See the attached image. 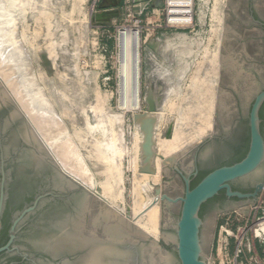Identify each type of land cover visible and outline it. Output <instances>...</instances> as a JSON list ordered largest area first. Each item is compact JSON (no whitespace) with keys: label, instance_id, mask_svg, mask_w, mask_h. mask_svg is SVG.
I'll return each mask as SVG.
<instances>
[{"label":"rangeland","instance_id":"rangeland-1","mask_svg":"<svg viewBox=\"0 0 264 264\" xmlns=\"http://www.w3.org/2000/svg\"><path fill=\"white\" fill-rule=\"evenodd\" d=\"M156 1L0 0V71L8 72L15 94L22 104L28 105L27 112H36L33 115L39 114V117L37 115L35 118H51L59 124L58 128L46 123L43 129L39 127L44 130L43 133L38 129L36 134L43 144H50V148L55 146L53 148L59 154L70 159L77 155L89 169L94 186V182L103 180L100 173L104 163H108L111 170H116L111 166L115 156V163L122 173L124 200L121 206L130 215L125 211L124 214L130 217L138 210L139 215L134 213V218L141 215L144 206L148 207V204L144 205L148 199L152 203L158 196L157 191L162 188V173L166 168L164 163L168 158L178 157L184 149L188 150L184 154L187 157L203 144L196 143L197 131L204 121H213L221 68L219 50L222 42L216 56L218 35L214 30L217 22L212 18V10L218 1L221 10H215V13L221 16L223 27V10L234 5L232 0H191L192 7L188 11L190 18L189 14L173 17L170 0H162L161 6ZM260 3L264 8V0H260ZM105 10H116L118 13L107 23L93 22L95 16ZM173 19L176 20L173 22ZM8 22L15 24L12 28L15 32L11 31L10 34L19 43H14L19 49L15 50V57L10 55V43H6L9 33L4 30V24H10ZM8 41H11L10 37ZM126 73L129 83L124 77ZM133 79L138 88L136 108L122 107L124 89L132 88ZM1 85L4 87L3 83ZM146 125V128L143 127ZM212 132L205 136H212ZM174 137L178 140L175 144L179 148L172 156L160 158L157 167L152 162L154 153H161L160 145ZM67 141L74 145L69 146ZM105 141L111 153L107 157H100L96 149ZM73 147L78 154L73 152ZM243 147L244 144L239 152L225 159L228 161L236 157ZM213 148V144L203 147L202 156L209 154ZM69 155H73L72 158ZM260 173L264 175V164ZM95 189L94 196L102 200V193ZM137 194L144 202L141 203L139 198V205H144H137L142 208H139L140 211L134 209ZM257 203H262L264 210L263 196ZM251 207L252 204L241 201L216 210L205 218L200 240L202 259L206 264H234L231 249L225 255L217 252L222 238L220 232L230 229L236 233L238 223L233 219L234 215H229L234 211L243 214L244 219L248 218V226L254 224L251 234L255 235L252 238L248 233L247 238L258 258L248 264H264V233L254 232L263 221L259 219L262 217L261 210L253 219ZM229 216L232 217L226 226L225 220ZM164 225L169 248L167 255L172 260L170 263L177 264L176 221ZM244 244L247 247L245 241Z\"/></svg>","mask_w":264,"mask_h":264},{"label":"flooded vegetation","instance_id":"flooded-vegetation-1","mask_svg":"<svg viewBox=\"0 0 264 264\" xmlns=\"http://www.w3.org/2000/svg\"><path fill=\"white\" fill-rule=\"evenodd\" d=\"M232 1L234 5L223 10V25L227 29L220 48L223 58L215 97L214 130L210 139L193 154L185 157L184 152L164 163L159 191L171 202L166 199L159 202L156 242L150 237L140 238L134 222L128 218H124L125 227L137 236L122 244L112 242L107 233L118 226L117 218L121 216L94 196L96 189L81 159L71 163L54 149L52 154L49 152L60 169L79 185L64 176L46 153L40 151L27 135L24 118L0 88V264H87L92 253L104 246L128 251L127 264H159L157 254H168L164 223L179 219L178 198L184 196L186 189L183 178H188L191 190L205 172L238 162L239 154L228 161L225 158L239 152L245 142L248 149L250 112L256 97L264 91V8L260 0ZM258 118L264 141V100ZM208 144L214 148L202 156L201 149ZM263 164L255 173L232 181V191L251 195L262 185L256 202L264 198V175L260 173ZM210 200L199 215L202 223L216 210L241 201L253 202L251 197L228 198L224 191ZM105 215L109 219L104 220Z\"/></svg>","mask_w":264,"mask_h":264},{"label":"bare ground","instance_id":"bare-ground-1","mask_svg":"<svg viewBox=\"0 0 264 264\" xmlns=\"http://www.w3.org/2000/svg\"><path fill=\"white\" fill-rule=\"evenodd\" d=\"M216 1V0H215ZM224 4V3H223ZM169 6H170V10H171V12H172V16L174 17V16H176V15H185V16H187L188 14H189V9L191 10V7H192V1L191 0H170L169 1ZM216 7V8H215ZM215 10H221V4H219V2L218 1H216V4H215V6H214V9L212 10V18L213 19H216V22H217V25L215 26V27H217L214 31L217 33V35H218V39H217V44H216V56H217V51L219 50V48H220V42L221 41H224V40H222V39H224L225 37H224V35H226V34H224V32H225V28L226 27H222V23H220L221 21H222V18H221V16H219L218 14H216L215 13ZM4 12V11H3ZM12 13V12H11ZM1 14V13H0ZM4 14V13H3ZM217 16V18H216V16ZM6 15V14H5ZM7 16V15H6ZM214 16H215V18H214ZM181 17V16H180ZM189 17H190V14H189ZM171 18V17H170ZM177 18V17H176ZM187 18V17H186ZM191 18V17H190ZM20 19V18H19ZM179 19V18H178ZM177 19V20H178ZM184 19V18H183ZM183 19H181V20H183ZM189 18H187V20H188ZM176 20V19H175ZM174 19L172 20L173 22L175 21ZM180 20V21H181ZM191 20V19H190ZM179 21V20H178ZM10 22H12V21H10ZM10 22H8V23H10ZM183 22H185L184 20H183ZM189 22V21H188ZM5 23H7L6 21H5ZM185 23H187V22H185ZM4 24V23H3ZM5 26H4V30H7L8 32L7 33H11V31H14V30H12V28L13 27H15L14 25V23H10V24H4ZM17 26V25H16ZM8 27V28H7ZM227 29V28H226ZM10 30V31H9ZM128 32H129V30H127ZM5 32L6 31H4V34H5ZM15 32V31H14ZM127 32V33H128ZM7 35V40H6V43H10L9 45L11 46V48H10V50H11V54L10 55H12V56H14L13 54H14V52H15V50L16 51H18L19 49L17 48V46L15 45V44H17L16 42H15V39H14V36L13 35ZM13 34V33H12ZM128 35V34H127ZM131 35H129V37H130ZM134 36V35H133ZM9 37H10V40L11 41H8V39H9ZM224 37V38H223ZM126 38H128L127 36H126ZM131 38V37H130ZM12 40H13V42H12ZM129 40V39H128ZM127 40V42L130 44V40L128 41ZM134 40H136V39H134ZM134 40H133V42H134ZM12 42V43H11ZM126 42V43H127ZM15 43V44H14ZM127 43V44H128ZM2 44V43H1ZM3 44H4V42H3ZM19 44V43H18ZM126 44V45H127ZM7 45V44H6ZM15 45V46H14ZM8 46V45H7ZM19 46V45H18ZM132 46V45H131ZM134 46V45H133ZM219 46V47H218ZM3 47V46H2ZM130 47V46H129ZM127 46H126V50H127ZM4 49H6V47H4ZM130 49V48H129ZM9 50V49H8ZM10 50L8 51V52H10ZM223 50V49H222ZM2 51V50H1ZM220 51V50H219ZM17 53H19V52H17ZM1 54V53H0ZM2 54H4V53H2ZM16 54V53H15ZM130 54V53H129ZM214 54V55H215ZM7 55V54H6ZM17 55V54H16ZM218 55H219V53H218ZM1 57V56H0ZM15 57V56H14ZM7 58V57H6ZM9 58V57H8ZM127 58V57H126ZM223 58V57H222ZM222 58H220V59H222ZM123 59V58H122ZM3 60V59H2ZM9 60V59H8ZM130 60V59H129ZM135 60V59H134ZM223 61V60H222ZM0 62H2V61H0ZM9 62H11V60L9 61ZM221 62V61H220ZM236 62V61H235ZM130 63V62H129ZM135 63V62H134ZM133 63V64H134ZM7 64V63H6ZM221 64V63H220ZM126 65H127V69H128V71H129V65H128V63H127V61H126ZM222 66V65H221ZM2 67V66H1ZM123 68V67H122ZM133 68V67H132ZM127 69H126V71H127ZM127 71V72H128ZM125 72V71H124ZM123 73V72H122ZM130 73V72H129ZM9 74H8V72H5V71H0V81H1V83H3L4 84V87L7 89L6 90V92L4 91V96H6L7 94L9 95L10 94V96H9V98H11V100L13 99L14 100V103H15V105L17 106V108L21 111V113L25 116V118H26V120H27V122L30 124V126L32 127V129L34 130V132L35 131H37L38 132V129H39V132H41L42 131V133H43V131L44 130H40V128H44V126L45 125H47V124H49V123H51V125H53V127H55V125H56V127H58L59 128V124H58V121L56 122H54L51 118H44V117H42V118H38L39 117V114H35V116H37L38 115V117H36L35 118V116L33 115L34 113H36V112H32L31 111V113H32V115H30L31 113L30 112H27V106L25 105V104H22L21 102H20V99L17 97V95L15 94V92H14V90H13V83H10L11 81H13V80H9ZM124 77H126V81L129 79V76H128V74L126 73V75L124 74ZM135 77V76H134ZM125 79V78H124ZM122 80V79H121ZM125 81V82H126ZM34 82V81H33ZM128 83H129V80H128ZM133 84H132V88H127L126 90L124 89V101L120 104L122 107L123 106H128V107H132V108H136V105H137V86H136V80L135 79H133V82H132ZM15 84V83H14ZM127 84V83H126ZM16 85V84H15ZM121 85H123V84H121ZM3 86V85H2ZM37 87V86H36ZM125 87V86H124ZM4 88V89H5ZM130 89H131V92H130ZM37 90V89H36ZM35 90V91H36ZM20 91V90H19ZM30 91V90H29ZM34 91V90H33ZM34 91V93H36ZM28 93V92H27ZM31 93V92H30ZM2 94V93H1ZM25 94V93H24ZM40 94V93H39ZM38 94V95H39ZM7 95V96H8ZM29 95H31V94H29ZM34 95V94H33ZM123 95V94H122ZM21 96H23V95H21ZM26 97H28V96H26ZM26 97H24V98H26ZM36 97H37V95H36ZM35 97V98H36ZM30 98H31V96H30ZM33 98H34V96H33ZM23 99V98H22ZM39 99V98H38ZM38 99H36L37 100V102H40L41 103V101H38ZM12 100V101H13ZM27 100V99H26ZM30 100H32V99H30ZM220 100V99H219ZM33 101H35V100H33ZM122 101V100H121ZM26 101L24 100V102L23 103H25ZM36 102V101H35ZM36 102V103H37ZM216 103V102H215ZM39 103H37V105H38ZM42 104V103H41ZM36 105V104H35ZM47 106V105H46ZM45 106V107H46ZM31 107H32V105H30V108L29 109H31ZM36 107V106H35ZM39 107L40 106H38V109H39ZM41 108V107H40ZM48 108V107H47ZM36 109V108H35ZM46 109V108H45ZM126 109H128V108H126ZM40 110V109H39ZM42 110H44L43 108H42ZM52 110V109H51ZM51 110H49V112L51 111ZM33 111H34V106H33ZM36 111V110H35ZM48 112V113H49ZM53 112V111H52ZM51 112V113H52ZM30 113V114H29ZM42 113V112H41ZM44 113H47V111L45 112V110H44ZM50 114V113H49ZM45 115V114H44ZM54 115V114H53ZM46 116V115H45ZM53 117V116H52ZM154 117V116H153ZM53 119H54V117H53ZM146 119H147V117H146ZM150 119V118H149ZM148 119V120H149ZM152 119V118H151ZM36 120V121H35ZM57 120H58V118H57ZM148 120H147V122H148ZM36 122V123H35ZM150 120H149V124H150ZM156 122V121H155ZM47 123V124H46ZM212 123H213V121H211V120H206V121H204L203 123H202V125L200 126V128L198 129V131H197V136H196V143H198V142H200V140L202 139V138H204V136L206 135V134H208L211 130H212ZM142 124V123H141ZM147 124V123H146ZM145 125V124H144ZM40 127V128H39ZM143 127H147V125L146 126H143ZM62 128H60V130H61ZM63 130V129H62ZM144 130H146V129H144ZM47 131V130H46ZM145 132V131H144ZM143 132V133H144ZM36 133V132H35ZM41 133V134H42ZM147 133V132H146ZM40 135V134H39ZM38 136V135H37ZM49 136V135H48ZM102 136V135H101ZM146 136V135H145ZM39 137V136H38ZM41 138H42V135L40 136ZM50 137V136H49ZM61 137V136H60ZM78 137V136H77ZM176 137V136H175ZM174 137V139L172 140L171 139V141H164L163 143H162V145H160V148L162 149L161 150V153H158V152H155L154 153V157H153V163H154V165H156L157 167H158V164H159V161H160V158L161 159H163V157H167V156H172L173 155V153H175L176 152V150H177V148H179L176 144V142L175 141H178L176 138ZM46 139V137H43V139ZM144 139V138H143ZM150 139V138H149ZM41 140V139H40ZM180 140V139H179ZM70 141V140H69ZM69 141H67V143L69 142ZM145 141V140H144ZM42 142V141H41ZM43 143V142H42ZM45 143V142H44ZM72 142H69V146H70V144H71ZM108 142L107 141H105V144H103V143H101L102 145H99L98 146V148L96 149L97 150V155H99L100 157H103V156H106L107 157V154L108 153H111L110 152V147H109V145L107 144ZM148 143V142H147ZM150 143V142H149ZM176 143V144H175ZM49 144V143H48ZM58 144H60V143H58ZM44 146H45V148L48 150V152H50L51 154H52V151H51V149H54L53 147H55V146H52V148H50L49 146H50V144H49V146L48 145H46V144H43ZM51 145H52V143H51ZM72 145H74V144H71V146ZM63 146V144L61 143V147ZM69 148V147H68ZM74 148V147H73ZM72 148V149H73ZM71 149V148H70ZM75 149V150H74ZM73 149V152H76L77 153V151H76V148H74ZM138 149V148H137ZM65 150V149H64ZM67 152H69L68 151V149H67ZM138 152V151H137ZM60 153H62V152H60ZM181 154L183 153V152H180ZM66 154V153H65ZM71 154V153H70ZM75 154V153H74ZM78 154V153H77ZM180 155V154H179ZM64 156V155H63ZM69 156H71V155H69ZM73 156V155H72ZM72 156H71V158H72ZM75 156V155H74ZM88 156V155H87ZM80 157V156H79ZM174 157V156H173ZM64 158L65 159H67V161H68V159H69V161L71 160V161H76L77 159H78V156L76 155L75 157H73L72 159H70L69 157H66V156H64ZM175 158H177V155H176V157ZM54 159V158H53ZM112 161H113V163L111 164V166H112V168L113 167H116V170H111L110 169V167H109V164L108 163H104V167H103V170L101 171V175L103 176V180L102 181H100V182H94V183H96V186H94V187H96L97 189H98V191L99 192H101L102 193V197H103V199L101 200L103 203H104V205H107L108 206V208L110 207L113 211L112 212H117V214H115V215H118L120 218H117L118 219V226H114L113 228H111V230H109L108 231V235H109V239L110 240H112V242L113 241H116V242H124V241H126V239L127 240H129V241H131L132 240V237H133V235L134 236H137L136 234L137 233H132L128 228H126L125 227V224H126V222L124 221V218L125 219H129V220H131V221H133L134 222V226H135V230H137V231H139V233H138V236H140V238L142 237H150V238H153V240H154V242H156V240H157V238H158V227H159V222H160V211H159V202H160V199H159V196H157L153 201L155 202V204L153 205L152 203H153V201H152V203L150 202V200H149V202L151 203V204H149V202H148V200H147V203H145L144 205H146V204H148V207H145L143 204H140V205H142V207L144 206V210H142L140 213H141V215L140 216H137L136 214V218H134V213H138V215H139V212H138V210H136V212H133V214L131 213V215H133V217L131 216H127V215H125L124 214V208L122 209V206H121V202H123V190H122V187H121V184H122V173H121V169L116 165V163H115V156H114V158L112 159ZM144 162V161H143ZM57 163V162H56ZM149 163H150V161H149ZM92 164V163H91ZM58 165V164H57ZM160 165V164H159ZM189 165V164H188ZM59 166V165H58ZM82 167L85 169V171H86V173H87V175L90 177V179L92 180V185H95V184H93V177H92V175H91V173L88 171L89 169H87L86 168V166H84V164H83V162H82ZM121 167V166H120ZM160 167V166H159ZM151 169V168H150ZM137 170V169H136ZM153 170V169H152ZM62 171V170H61ZM149 171V170H148ZM67 172V171H66ZM68 173V172H67ZM96 174V173H95ZM165 174V173H164ZM136 179V178H135ZM140 180V179H139ZM134 181V180H133ZM138 181V180H137ZM132 182V181H131ZM135 182H136V180H135ZM138 183V182H137ZM133 184H134V182H133ZM135 185H136V183H135ZM82 186V185H81ZM136 187V186H135ZM134 188V187H133ZM137 188V187H136ZM140 188V187H139ZM138 188V189H139ZM138 189L136 190L135 189V191H137L138 192ZM141 189V188H140ZM134 191V192H135ZM132 192V191H131ZM139 192H140V190H139ZM133 195V194H132ZM137 196H138V198H137V200L135 199V205H136V207H134V209L136 208V209H139L141 206L139 205V203H140V200H141V203H144V202H142V198H140L139 197V195L137 194ZM133 197V196H132ZM139 198H140V200H139ZM134 199V198H133ZM152 199V198H151ZM134 205V206H135ZM140 206V207H138V206ZM150 205V206H149ZM133 206V205H132ZM140 209H142V208H140ZM140 209H139V211H140ZM115 210V211H114ZM127 210V209H126ZM131 210H133V208L131 209ZM128 211V210H127ZM135 211V210H134ZM110 212H111V210H110ZM126 212V211H125ZM100 214H102V212L100 213ZM112 215L114 214V213H111ZM111 214H110V216H111ZM126 214H128V215H130L129 213H127L126 212ZM103 215H104V213H103ZM243 215V214H242ZM115 217H117V216H115ZM115 217H114V219H115ZM113 218V217H112ZM103 219L104 220H107V219H109V217L107 216V215H105V216H103ZM112 220V219H111ZM128 220V222H129V224L131 225V223H130V221ZM127 221V220H126ZM115 222V221H114ZM164 222V221H163ZM107 224V223H106ZM117 224V223H116ZM128 224V225H129ZM132 225H133V223H132ZM128 227V226H127ZM134 231V230H133ZM259 232H262V233H264V220L261 222V223H259L258 224V226H257V231H256V234H258ZM165 235V234H164ZM166 239V238H165ZM139 241V240H138ZM153 242V245H151V247H152V249H154L153 247H154V244H156V243H154ZM122 244V243H121ZM124 250H126V249H124ZM145 251H147L146 249H145ZM149 251V250H148ZM147 251V252H148ZM157 251V250H156ZM152 252H154V251H152ZM156 254V253H155ZM129 253H128V251H121V250H117V249H115L114 247L112 248V247H109V246H104V247H99V249H97L96 251H94L93 253H92V255H91V257H90V259H89V262L87 263V264H127V262H126V258L127 257H129ZM149 255H151V253L149 252ZM154 255V254H153ZM157 259H158V263L159 264H172V263H170L171 261H170V257L168 256V255H158L157 254ZM110 257H112V258H110ZM114 257H118V258H114ZM153 256H151V258H150V262H153V258H152Z\"/></svg>","mask_w":264,"mask_h":264},{"label":"water","instance_id":"water-1","mask_svg":"<svg viewBox=\"0 0 264 264\" xmlns=\"http://www.w3.org/2000/svg\"><path fill=\"white\" fill-rule=\"evenodd\" d=\"M136 1L146 2L148 0ZM161 2L162 0H157L155 3L161 6ZM117 13L118 12L116 10L102 11L100 14H97L95 16L93 22H95L96 24L107 23L112 17H115ZM0 88L6 92L1 83ZM9 100L15 106L16 112H18L24 118L27 126V135L38 144L40 151L46 153V155L54 162L56 168L64 176L68 177L74 183L79 184L71 177L67 176L63 171H61L53 157L41 142L40 138L27 122L25 116L17 108L11 98H9ZM263 100L264 91L256 97L255 102L252 106L249 121L248 149L245 153V156L239 162L211 171L205 177H203V179H201V181L191 190L188 186V178H183L186 189L184 196L178 198V201L181 202V209L179 219L176 222L175 228V249L177 255V264H206V262L202 259V246L199 236L200 228L203 224L202 220L199 218V210L204 203L215 197L220 191H224L226 197L228 198L235 197L237 199H248L251 197L253 198V202L251 204L255 206L256 196L257 193L260 192L262 185H258L253 194L247 195L239 192H233L230 187V183L236 179L243 178L245 176H248L249 174L255 173L264 163V141L260 134L258 118V109ZM212 130H214V122L212 123ZM210 137V135L204 136V138L200 140V143H204L208 138L210 139ZM187 151V149H184L183 153ZM157 195L159 196L160 201L166 199L168 202H171V200L167 198L166 195L160 194L159 189L157 191ZM152 204L154 205L155 202L153 201Z\"/></svg>","mask_w":264,"mask_h":264},{"label":"built area","instance_id":"built-area-1","mask_svg":"<svg viewBox=\"0 0 264 264\" xmlns=\"http://www.w3.org/2000/svg\"><path fill=\"white\" fill-rule=\"evenodd\" d=\"M262 203H257L255 206L251 207L252 213H253V219L256 217L259 210H261L260 214L262 215L261 218H259L261 221L264 220V210L261 207ZM239 212V211H238ZM237 211H234L233 213L229 215H234L233 219L238 223V226H236V233L234 234L233 231L230 229H224V232H220V241L218 243L217 252L220 255L228 254L229 250L231 249L233 256V263L234 264H248L251 261L257 260V253L254 249L251 248L249 243V238H247L248 233L251 234L252 231V224L251 226H248V218L244 219V216H242ZM232 216H229L225 220V225L227 226ZM259 220V221H260ZM257 221V220H256ZM243 222V224H242ZM258 226V225H257ZM257 229L254 230L256 233ZM247 232V233H246ZM246 233L245 237L243 236ZM253 235L251 234V237L253 238ZM244 241L247 243V247L244 244ZM232 243V246H231ZM243 256V258H241ZM239 261V262H238ZM255 262V261H254Z\"/></svg>","mask_w":264,"mask_h":264},{"label":"trees","instance_id":"trees-1","mask_svg":"<svg viewBox=\"0 0 264 264\" xmlns=\"http://www.w3.org/2000/svg\"><path fill=\"white\" fill-rule=\"evenodd\" d=\"M247 151V143L245 142L244 143V147L243 149L241 150V152L239 153V155L236 157V161H240L244 156H245V153ZM209 172L211 171H208V172H205L204 174H202V178L205 177ZM211 200H208L206 203H204L202 206H201V210L199 212V215L201 216L202 213L204 212L205 208H206V204L209 203Z\"/></svg>","mask_w":264,"mask_h":264}]
</instances>
